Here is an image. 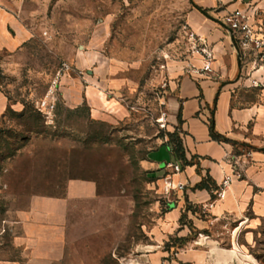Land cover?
Wrapping results in <instances>:
<instances>
[{
	"label": "rangeland",
	"instance_id": "obj_1",
	"mask_svg": "<svg viewBox=\"0 0 264 264\" xmlns=\"http://www.w3.org/2000/svg\"><path fill=\"white\" fill-rule=\"evenodd\" d=\"M0 5L26 33L0 48V219L14 223L4 258L130 264L173 199L144 161L174 134L158 121L171 77L194 53L193 0Z\"/></svg>",
	"mask_w": 264,
	"mask_h": 264
},
{
	"label": "crops",
	"instance_id": "obj_2",
	"mask_svg": "<svg viewBox=\"0 0 264 264\" xmlns=\"http://www.w3.org/2000/svg\"><path fill=\"white\" fill-rule=\"evenodd\" d=\"M248 6L264 9V0H193L188 26L211 51V72L202 71L205 62L193 53L169 82L163 106L168 129L181 140L183 159L174 157L164 139L144 161L158 179V192L164 193L166 176L184 188L172 192L169 209L148 242L136 247L130 264H264V87H251L245 79L251 67L242 69L223 19ZM25 36L0 5V48L17 46ZM260 74L251 76L262 81ZM6 104L0 91V115ZM174 163L181 166L177 174L168 167ZM226 178L230 182L223 187ZM71 186L85 196L94 192L91 184ZM1 223L6 233L0 235V264H14L3 256L14 223L5 216ZM170 238L186 242L165 249Z\"/></svg>",
	"mask_w": 264,
	"mask_h": 264
},
{
	"label": "built area",
	"instance_id": "obj_3",
	"mask_svg": "<svg viewBox=\"0 0 264 264\" xmlns=\"http://www.w3.org/2000/svg\"><path fill=\"white\" fill-rule=\"evenodd\" d=\"M217 3H222V0H215ZM224 24L230 35V40L235 47L238 59L243 67H251V72L245 75L246 80H251L250 86L254 88L264 87V9L248 6L245 9H234L227 12L224 17ZM192 49L195 54L200 55L205 65L202 69L204 72H211L210 63L213 60L211 51L206 49L202 39L194 32L189 33ZM261 71L259 78H252L251 74ZM44 114H51L53 106L43 102L39 109ZM167 120V113L163 112L159 118V124L165 127ZM171 169V174H177L181 171L179 163L168 165ZM166 176L162 179L164 186V194L183 190L184 186L181 184L174 185L173 181ZM230 182L226 178L222 186L225 187ZM219 199L224 197L223 190L218 194ZM6 233L5 223L0 224V235Z\"/></svg>",
	"mask_w": 264,
	"mask_h": 264
},
{
	"label": "trees",
	"instance_id": "obj_4",
	"mask_svg": "<svg viewBox=\"0 0 264 264\" xmlns=\"http://www.w3.org/2000/svg\"><path fill=\"white\" fill-rule=\"evenodd\" d=\"M210 129L212 130V127H210ZM169 140L167 141V145L169 146V148L172 150V153L174 155V157L179 160V159H183V149H182V144H181V140L179 138V136L177 135L176 132H174V134L169 136ZM212 137H214L215 139H217L218 137L212 133ZM202 188H204V185H201ZM180 221H183V216L181 217ZM184 242H186V240H178L176 239V244L180 243L183 244Z\"/></svg>",
	"mask_w": 264,
	"mask_h": 264
}]
</instances>
